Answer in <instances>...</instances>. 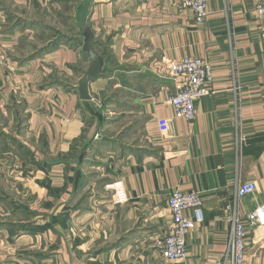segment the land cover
<instances>
[{"label":"crops","instance_id":"crops-1","mask_svg":"<svg viewBox=\"0 0 264 264\" xmlns=\"http://www.w3.org/2000/svg\"><path fill=\"white\" fill-rule=\"evenodd\" d=\"M68 1L0 0L12 65L0 67V264H220L226 207L243 216L264 202L258 0H209L200 25L183 0H87L80 15ZM84 26L106 61L91 101L77 91ZM184 57L212 68V95L192 121L167 102L177 84L168 65ZM247 180L256 191L236 199ZM176 190L200 195L204 220L186 233L187 257L166 262ZM246 242L244 264H264V230L248 229Z\"/></svg>","mask_w":264,"mask_h":264},{"label":"built area","instance_id":"built-area-1","mask_svg":"<svg viewBox=\"0 0 264 264\" xmlns=\"http://www.w3.org/2000/svg\"><path fill=\"white\" fill-rule=\"evenodd\" d=\"M209 0H183L181 6L191 11L194 22L203 24L207 17ZM255 14L262 21L260 38L264 44V0H258ZM0 67L11 68V61L0 50ZM167 76L176 81V90L168 99L174 116L177 119L192 121L196 116L195 102L212 95L211 65L197 57H184L168 65ZM240 120V119H238ZM240 121H237L239 126ZM241 144L240 135L236 139ZM118 191V192H117ZM256 191L252 180L240 181L236 188V199ZM115 201L121 202L124 197L121 190L115 189ZM167 207L171 220L166 234L159 244V255L166 262H181L187 257L186 233L200 225L204 220L202 200L194 192L174 191L168 198ZM231 211L230 227L226 237V249L220 264H244L246 260V234L248 229L264 230V202L253 211L241 216L235 204L226 207Z\"/></svg>","mask_w":264,"mask_h":264},{"label":"water","instance_id":"water-1","mask_svg":"<svg viewBox=\"0 0 264 264\" xmlns=\"http://www.w3.org/2000/svg\"><path fill=\"white\" fill-rule=\"evenodd\" d=\"M81 37L80 49L86 55L89 65L78 81L77 91L81 100L91 101L89 86L94 79L102 74L106 61L95 48L94 34L89 26H84L81 29ZM91 105L94 108L93 104Z\"/></svg>","mask_w":264,"mask_h":264},{"label":"rangeland","instance_id":"rangeland-1","mask_svg":"<svg viewBox=\"0 0 264 264\" xmlns=\"http://www.w3.org/2000/svg\"><path fill=\"white\" fill-rule=\"evenodd\" d=\"M68 2L69 3L72 2L73 4H75L74 3V0H72V1L69 0ZM87 3H88L87 0H77L76 5H77V9H78L79 15L81 13L86 12V10H87L86 8H88ZM66 10H68V9H66ZM69 12L70 11H67V12H64V13H67L68 14ZM65 17L63 18V23H62L61 31L63 32V35L64 36H66V37L69 38V37H72V35H74V32H76V31L74 30V28H72V27L69 26V19H67Z\"/></svg>","mask_w":264,"mask_h":264}]
</instances>
